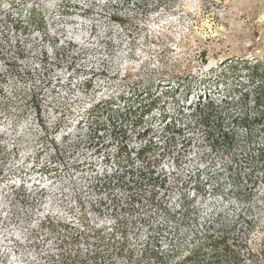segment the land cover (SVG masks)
<instances>
[{
  "label": "rangeland",
  "instance_id": "obj_1",
  "mask_svg": "<svg viewBox=\"0 0 264 264\" xmlns=\"http://www.w3.org/2000/svg\"><path fill=\"white\" fill-rule=\"evenodd\" d=\"M0 264H264V0H0Z\"/></svg>",
  "mask_w": 264,
  "mask_h": 264
},
{
  "label": "trees",
  "instance_id": "obj_2",
  "mask_svg": "<svg viewBox=\"0 0 264 264\" xmlns=\"http://www.w3.org/2000/svg\"><path fill=\"white\" fill-rule=\"evenodd\" d=\"M255 75H256V71H252V72H251V76H249V78L252 79ZM254 121H255L256 123H258L260 120H256V119H255ZM257 121H258V122H257ZM261 121H262V120H261ZM224 249H226V247H224Z\"/></svg>",
  "mask_w": 264,
  "mask_h": 264
},
{
  "label": "built area",
  "instance_id": "obj_3",
  "mask_svg": "<svg viewBox=\"0 0 264 264\" xmlns=\"http://www.w3.org/2000/svg\"><path fill=\"white\" fill-rule=\"evenodd\" d=\"M99 260V259H98Z\"/></svg>",
  "mask_w": 264,
  "mask_h": 264
}]
</instances>
